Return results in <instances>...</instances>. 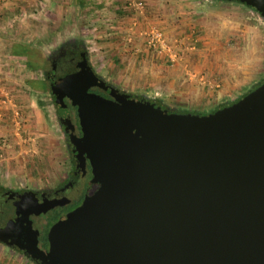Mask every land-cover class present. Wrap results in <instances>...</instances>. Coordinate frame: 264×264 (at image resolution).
<instances>
[{"label":"water","instance_id":"water-1","mask_svg":"<svg viewBox=\"0 0 264 264\" xmlns=\"http://www.w3.org/2000/svg\"><path fill=\"white\" fill-rule=\"evenodd\" d=\"M264 18V0H239ZM89 67L52 87L81 168V203L37 245L40 264H264V82L207 114L178 113L111 89ZM10 222L8 221L6 228Z\"/></svg>","mask_w":264,"mask_h":264},{"label":"rangeland","instance_id":"rangeland-1","mask_svg":"<svg viewBox=\"0 0 264 264\" xmlns=\"http://www.w3.org/2000/svg\"><path fill=\"white\" fill-rule=\"evenodd\" d=\"M173 1L31 4L29 22L0 41L11 51L14 45L25 49L14 59L36 111L30 119L15 117L9 106L11 123L0 129L1 185L50 188L69 172L70 147L42 72L63 42L81 43L95 74L117 90L173 110L209 112L264 80V18L257 10L239 0ZM10 250L14 260L5 252V264H39Z\"/></svg>","mask_w":264,"mask_h":264},{"label":"flooded vegetation","instance_id":"flooded-vegetation-1","mask_svg":"<svg viewBox=\"0 0 264 264\" xmlns=\"http://www.w3.org/2000/svg\"><path fill=\"white\" fill-rule=\"evenodd\" d=\"M84 67H89L93 70L84 46L79 42L71 40L61 43L57 48L52 50L47 58V66L42 72L46 83L52 91V87L56 80ZM105 84L107 85L106 90L94 89L93 91L103 96H108V92L111 89H116L107 82H105ZM52 94L54 95L53 91ZM58 118L60 120L59 115ZM62 126L70 147L71 166L67 176L60 184L41 189L10 188L0 184V246L11 248L21 256L39 264L40 262L37 259L31 257L29 253L23 252L16 244V242H19L28 246L29 235L26 232V225L18 222L13 223L12 219L16 217V210H18V208L23 210L27 207L32 210H37L42 203L49 200H56L58 204L51 209L45 212L40 211L38 214L32 212L29 215L32 221V227L38 230L37 245L40 249L47 250V231L50 225L61 215L72 210L81 203L83 194L79 189L81 186L79 159L76 156V152L72 149L73 145L69 138V132L65 130L63 124ZM8 221L10 225L6 228Z\"/></svg>","mask_w":264,"mask_h":264},{"label":"crops","instance_id":"crops-1","mask_svg":"<svg viewBox=\"0 0 264 264\" xmlns=\"http://www.w3.org/2000/svg\"><path fill=\"white\" fill-rule=\"evenodd\" d=\"M105 1V3H114L118 4L121 3L122 0H100ZM124 2H127L128 0H123ZM154 3L158 0H144V2ZM173 1V0H171ZM44 2V0H0V41L2 40V37H5L7 35H11L15 30V27L18 25L26 24L29 22V15L30 14V6L31 4H34L38 6L39 4ZM176 2V1H173ZM38 8L36 7V10ZM15 26V27H14ZM12 27V28H11ZM14 27V28H13ZM11 46H7L6 44H3L0 42V60H10L15 64V71L8 77H6L5 81H0V95H2V89H7L8 91H12L16 95L15 97V103L21 110V113L28 116V119H30L29 115L32 116V114H36L35 108L33 107L34 103L30 99L29 92L25 91L23 86L25 85V80L20 81L21 77L25 75L23 73L22 65L15 61V55L10 54ZM10 58V59H9ZM9 62V61H7ZM30 83V80L28 81ZM27 87V86H26ZM9 104L0 106V129L9 127L7 126L10 122L9 118L11 116L9 109ZM21 114V115H23ZM35 116V115H34ZM31 121V120H30ZM29 121V125H30ZM34 121H38V117L35 118ZM28 124V123H27ZM10 248L6 247H0V264H5L6 261H8L9 258L6 256L5 252L9 251ZM12 251V250H10ZM13 252V251H12ZM10 254V260H14L12 258V253L7 252ZM14 253V252H13ZM18 261L17 259H15ZM20 260V259H19Z\"/></svg>","mask_w":264,"mask_h":264},{"label":"built area","instance_id":"built-area-1","mask_svg":"<svg viewBox=\"0 0 264 264\" xmlns=\"http://www.w3.org/2000/svg\"><path fill=\"white\" fill-rule=\"evenodd\" d=\"M154 37L157 40H161L160 33H156ZM14 71H15V64H13V62H11L10 60H6V59L2 60L1 58L0 60V81H5L6 77L7 76L9 77ZM15 97L16 95L12 93V91L10 90L8 91L7 89H2V95H0V106H2V104L3 105L9 104V106L13 110V114L15 115V117H18L22 113L19 107L17 106V104L15 103ZM17 128H19L18 125H17Z\"/></svg>","mask_w":264,"mask_h":264},{"label":"trees","instance_id":"trees-1","mask_svg":"<svg viewBox=\"0 0 264 264\" xmlns=\"http://www.w3.org/2000/svg\"><path fill=\"white\" fill-rule=\"evenodd\" d=\"M13 49H14V50H12V54H14V55H21V54L26 53L25 49H23L20 45H14V46H13ZM27 65H28L29 68L32 67V65H31L29 62H27ZM262 82H264V80L261 81L259 84L253 86V87H252L251 89H249L247 92L253 90V89L256 88L257 86H259ZM247 92H246V93H247ZM246 93H245V94H246ZM245 94H244V95H245ZM244 95H243V96H244ZM128 96H129L130 98L137 99V100H140V101L146 102V103H148V104H153L154 106L159 107L160 109H163V110H167V111H169V112H172V111H173V112H178V113H192V114H194V113H198V112H195V111H188V110H185V109H180V110L169 109L167 106H165V105H164L162 102H160L159 100H153V99L143 98V97H136V96L131 95V94H128ZM231 103H233V102L226 103V104H224V105H222V106H219V107H217V108H214L213 110H211V111H209V112H203V113L200 112L199 114H207V113H210V112H214L215 110H217V109H219V108H222V107H225V106H228V105H230ZM56 105L58 106V109H59L58 115L60 116V121H61V123H62V120H61V118H62V115H61V108H60L59 104L56 103Z\"/></svg>","mask_w":264,"mask_h":264}]
</instances>
